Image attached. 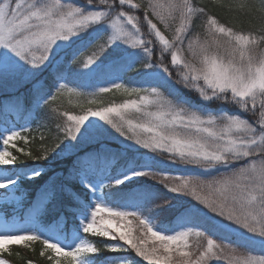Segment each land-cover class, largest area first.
Listing matches in <instances>:
<instances>
[{
    "label": "snow or ice",
    "instance_id": "obj_1",
    "mask_svg": "<svg viewBox=\"0 0 264 264\" xmlns=\"http://www.w3.org/2000/svg\"><path fill=\"white\" fill-rule=\"evenodd\" d=\"M124 8L139 11L141 4L134 0H0V87L31 82L32 88L55 101L57 95L44 91L51 85L36 74L58 63L64 48L58 42L80 40L85 48L93 46L95 51L87 56L84 67L102 58L119 66L121 74L131 72L141 59L139 50L151 58L153 49L147 46L152 41L141 35L139 17ZM149 9L165 27L178 14L179 26L171 41L148 18ZM198 14H206L205 9L194 6L192 0H150L144 9L149 34H154L162 53L170 52L171 65L182 71L173 77L163 59L143 64L135 75L155 81L158 87L141 89L112 82L110 87L99 88V93L114 89L138 98L96 110L88 108L81 115L63 112L66 121L62 131L76 143L65 145L59 152L53 148L52 158L62 157L67 149L75 160L68 161L70 167L65 170H52L51 175L43 166L30 170L33 178L47 175L36 190L29 213L31 226L20 234H0V254H11L10 245L30 247L28 242L39 241L42 256L46 250L54 253L55 258L49 257L54 264H61L60 258L66 264H118L110 256L124 251H134L149 264H213L216 260L264 264V255H253L247 246L258 242L264 249V48L260 47L264 27L245 32L207 15L205 39L199 35L188 39L189 61L184 59L181 45ZM12 67L31 80L10 82ZM65 88L59 84L56 91ZM67 92L80 95L75 88H67ZM49 99L44 101L46 105ZM133 111L141 114L139 122L128 118ZM90 117L105 121L120 136L134 140L139 146L137 152L141 148L148 151L129 155L119 146L108 145L103 137L111 133ZM17 140L27 143L28 137L17 131L0 133V166L26 167L10 148L25 157L49 162V150L33 156L31 151L17 147ZM155 154L164 159H157ZM92 161H103V167L93 168ZM176 163L193 166L203 174L221 168L226 171L211 179L173 176L166 167ZM21 179V173L4 172L0 174V189L16 186ZM157 179L159 185L151 182ZM105 187L111 189L107 196L115 206L88 199V191L95 196L98 188ZM164 189L190 195L198 204L174 205ZM148 204L155 207L151 216L142 211ZM127 207L136 210H121ZM205 209L243 230L241 240L218 243L206 230L187 226L201 214L206 215ZM61 210L80 218L71 244L54 240L51 227L40 221L43 213L59 214ZM167 214H174L178 221L175 226L165 224ZM129 217L137 222L135 228ZM3 226L7 228L6 221ZM81 231L117 242L101 241L102 249L81 236ZM190 237L206 238V246L197 242L195 252L188 250ZM0 264L10 262L0 258ZM119 264L132 261L120 260Z\"/></svg>",
    "mask_w": 264,
    "mask_h": 264
},
{
    "label": "trees",
    "instance_id": "obj_2",
    "mask_svg": "<svg viewBox=\"0 0 264 264\" xmlns=\"http://www.w3.org/2000/svg\"><path fill=\"white\" fill-rule=\"evenodd\" d=\"M146 1L134 0L135 3L141 4L140 12H144V9L148 7V1ZM192 3L196 7L204 8L206 13L193 17L190 30L193 35L192 37L199 35L201 40L205 39L207 15L215 16L221 23L232 26L237 30L242 29L245 32H256L261 27H264V0H192ZM241 3L244 4L243 8L239 6ZM148 18L154 20L151 9L148 10ZM81 46L83 44H77L75 48H68L61 61L54 66L44 68L37 76L46 84L51 85L50 89L45 88L44 91L50 90L51 94L57 95L55 101L43 95V92L32 88L31 82L21 86L15 94H0V128L4 124L10 126L14 124L16 127L25 125L26 127L22 128V131L24 133L23 136L28 137V142L25 143L23 140H17V147L31 151L33 156H42L46 149L49 150V162L46 164L43 160H34L25 157L14 149H9L13 151V154L20 157L22 164L26 165L24 168L17 166L6 167L9 173H21L22 179L19 182V187L28 197V201L25 204L26 209L21 211L23 218H30L29 213L36 199V190L47 179V175L44 173H42L41 177H31L30 170L32 168L39 169L43 166L45 169H48V175H51L52 170H65L70 167L68 161L75 160V156L67 149L64 151L62 157L52 158L53 153L51 150L53 148L59 152L61 148L69 144V140L62 131L66 121V117L62 115L63 112L67 111L75 115H81L88 108L96 110L112 103L119 104L122 101L136 96L135 94L129 96L114 89L109 93H99V88H96V85L100 81L109 80L114 76L121 77L122 75L119 83L125 84L126 87H134L145 78L140 75H135V73L141 71L142 65L144 64L143 60H140L131 72L123 74H121L119 66L108 61L99 64L88 73L80 68V59L78 55H75V52ZM263 46L264 44L260 45L261 48ZM168 65L173 77H175L177 72H173L172 69H174V66L169 63ZM145 79L150 81L154 87H158L155 81ZM53 81H55V84H53ZM60 81L69 82L72 85L71 88L77 89L80 95L77 96L68 93L67 90H61L60 93H57L56 89L58 87L56 85ZM161 91L164 92V89H161ZM164 94L167 95L166 92ZM46 99H49L47 105L44 103ZM94 99L99 101V103H89V101ZM103 141L110 146H119L121 151L126 150L129 155H139L143 151L140 149L137 152V149L123 146L117 140L107 137H103ZM113 150L115 151L116 148L114 147ZM91 166L93 168L103 167V161H92ZM177 170L181 171L180 168H177ZM160 186L162 187V185ZM103 190L106 193L111 191L108 187L103 188ZM164 191L174 196L167 189H164ZM88 194L89 191L86 195L88 196ZM107 198L111 202L110 197ZM40 219L43 225L50 226L52 230L60 228L61 231L75 227L78 223V217L74 216L72 212L65 210H61L59 214L45 212L41 215ZM61 221L64 224L62 227H60ZM203 225L207 227L206 224ZM87 235H89V240L102 249L103 244L101 241L111 242L108 238L93 236L92 234ZM230 239L239 241L240 237L239 235L232 234ZM29 244L30 247L10 245L9 250L11 254L5 252L0 255L8 260L10 264H27L29 260L33 261V264H54V259H49L50 256L55 258L51 250H46L42 256L41 250L43 249V245L39 241L29 242ZM112 257L117 259L118 264L120 260H131L132 264H147L142 259L137 258L132 252L128 253L124 251L112 254L110 259ZM61 264L66 263L61 260Z\"/></svg>",
    "mask_w": 264,
    "mask_h": 264
},
{
    "label": "rangeland",
    "instance_id": "obj_3",
    "mask_svg": "<svg viewBox=\"0 0 264 264\" xmlns=\"http://www.w3.org/2000/svg\"><path fill=\"white\" fill-rule=\"evenodd\" d=\"M147 1H146L147 4H149L150 0H147ZM77 2L83 3L84 0H77ZM123 10L129 11V12H131V14L139 17V27L141 28V35L143 36L144 39L152 41L151 44L147 45L148 47L153 49V53H152L151 58L146 57L144 55V53L142 52V50H139L138 54L141 57L140 60H143L144 64H146V63H154L155 64V63H158L161 59H163L164 64L168 65V63H169L171 65V63H170V52L162 53L161 52V45L159 44V42L154 37V34H151V35L149 34L148 26H147L146 22L144 21V12L143 11L140 12V11L128 9V8H124ZM152 21H153V23H156L157 27L160 29L162 34H164L167 39H169L170 41L173 39V37L175 35V29H176V27L179 26L178 14H177V18L175 20H168L167 27H165V24L162 23L160 21V19L156 16H154V20H152ZM192 36L193 35H192L191 31H189L185 40H184L183 45H181L182 55H183L184 59L189 60V61L192 60V56H191V53L188 49V39L192 38ZM58 43H61L64 45V48L62 50V54L59 58V61H61V59L63 58V56H64L65 52L68 50V48H75V46L77 44L78 45L83 44L80 40H76L75 42L69 41V42H58ZM262 48H264V46ZM93 51H95V48L93 46L89 45L87 48H85L84 46H81L79 48V50H77L75 52V55H78V57L80 59V68H82V70H84L88 73H90L99 64H101L103 62H107V61H104L102 58H99L98 62L95 65H90L88 67H84V61L86 60L87 56L90 55ZM133 51H137V50H133ZM173 68H174V69H172L173 72L182 71V69L179 68L178 66H174ZM43 69L44 68H42L36 75L38 76ZM9 78H10V82L12 80H17V79L21 80V82L25 79L31 80V78L28 77L27 75L22 76L21 73L18 72L14 67L9 69ZM119 81H120V77L114 76V77L110 78L109 80L98 82L96 85V88L110 87L112 82L119 83ZM59 84H65L66 85V88L63 90H67V88H71V86H72L69 82L60 81L59 83H57L56 87H59ZM20 87L21 86H19V85L15 86V87H13V86L0 87V94H2V93L15 94L19 90ZM134 87H139L141 89H150L154 86H153V84L150 83V81H147L144 78L142 82H140L139 84H137ZM141 94H144V93H141ZM137 98L138 97L135 96V97L130 98V99H137ZM127 100H129V99H127ZM123 102L124 101H122L121 103H123ZM128 118L133 119L136 122H139L142 119V116H141V114L135 113L133 111V112H130L128 114ZM89 120L92 122H96L100 125H103L105 128H107L109 130L111 135H105L104 137H107L110 139H115L123 146L131 147L133 149L139 148L138 145H135L134 140H128L126 137L120 136V134L116 133L115 129H112L111 125H108L105 121L99 120V118H97V117H90ZM85 124L87 125L88 122H85ZM25 127H26L25 125L22 127H16L14 124H12L11 126L4 124V125H1L0 133L6 135L10 131H17V132L21 133V136H23L24 133L22 131V128H25ZM77 135L79 136V134H77ZM69 143L75 144L76 142L75 141H69ZM0 144H2V141L0 142ZM141 150H143V151L140 153L148 151V150H144L142 148H141ZM155 155H156L157 159H164V157L159 156V154H155ZM167 166H169L170 168L166 167V170L169 173H171V175H173V176H186L187 177L190 175H200L204 179H211L212 177H216L222 173H225V171H226L225 169L221 168L218 170V172H211L209 174H203L201 172V170L195 169L193 166H187V165H183V164H179V163L167 164ZM177 168H180L181 171L177 170ZM156 170L159 171V169H156ZM4 172L9 173V171L7 170V168L5 166H0V174H3ZM151 182L155 183V184H159L158 179L156 181H151ZM104 183L106 184V183H108V181H104ZM165 194H166V198L174 205L182 204V205H189L190 206L191 204H198V202H196L190 195L174 194V196H172L166 192H165ZM88 196H89L88 198L90 200H92L93 202H97V201L102 200L104 202L109 203L110 206H115V205L111 204V202L109 201V198H107L108 196H107L106 191H104L103 189L101 190L98 188L95 196H93L91 194V192L89 191ZM26 201H28V197L23 191H21V189L19 187V183L16 186L9 185L6 189H0V234H4L6 231L9 234H20L23 229H26V228L31 226L30 218H23L21 215V211L26 209L25 208ZM155 203H161V201H156ZM121 210L134 211L136 209H134L132 207H127V208H121ZM142 211H143L145 216H151V214L153 212H155V207L153 204H148V205L144 206ZM205 213H206V215L201 214L198 219L193 220L187 226L199 227L201 230H206L207 233H211L212 238L217 239L218 243H220L221 241H223L224 243H227L228 240H231L230 236L232 234L239 235V237H240L239 241L241 240L240 232L243 230H239L236 226L232 225L231 222L226 221L223 217L216 216V214H214V213L208 212L206 209H205ZM152 218L155 220L156 223H159L158 218H156V217H152ZM172 218H173V220H172ZM79 219L80 218L78 217V223L75 227H71L70 229H68L66 231L65 230L61 231L60 228L59 229H53L52 235H53L54 240H59L62 245L73 243V233L78 227ZM129 219L133 220V227L135 228L137 222L132 217H129ZM5 221L7 222V228H5L3 226ZM40 221H41V219H40ZM169 222H171V224H169ZM177 223H178V221H176L174 214H167L165 216V224L166 225L175 226ZM203 224H206L208 228L206 226H204ZM63 225H64L63 221H61L60 227H62ZM177 230H179V229H177ZM80 234H81V236H84V237L89 239V237H88L89 235L83 233L82 231ZM138 234H139L138 232H134V235H138ZM166 234H171V233H166ZM116 242L117 241H111L110 243H116ZM197 242L201 246H206L207 240H206V238L190 237L191 247L188 250L195 252ZM119 243L122 245L124 244L123 241H120ZM247 246L249 249L252 250L253 255H256V256L264 255V249L261 248V246L259 245L258 242L257 243H249ZM132 253L135 255L134 251ZM0 258L5 259L1 255H0ZM137 258L142 259L144 262L149 264V261L144 260L143 258H140V257H137ZM60 259L63 260V258H60ZM63 262H65V261L63 260ZM213 264H227V262L223 261V260H216L213 262Z\"/></svg>",
    "mask_w": 264,
    "mask_h": 264
}]
</instances>
